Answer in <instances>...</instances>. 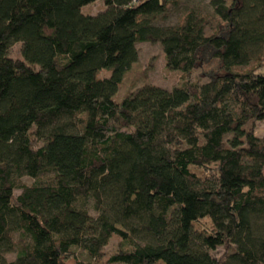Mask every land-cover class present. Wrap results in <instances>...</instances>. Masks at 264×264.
I'll use <instances>...</instances> for the list:
<instances>
[{
  "label": "trees",
  "instance_id": "16d2710c",
  "mask_svg": "<svg viewBox=\"0 0 264 264\" xmlns=\"http://www.w3.org/2000/svg\"><path fill=\"white\" fill-rule=\"evenodd\" d=\"M96 1L0 0V264H264V0Z\"/></svg>",
  "mask_w": 264,
  "mask_h": 264
},
{
  "label": "rangeland",
  "instance_id": "374dc122",
  "mask_svg": "<svg viewBox=\"0 0 264 264\" xmlns=\"http://www.w3.org/2000/svg\"><path fill=\"white\" fill-rule=\"evenodd\" d=\"M212 0H202L198 3H192L193 5L201 6L202 8H208L209 3ZM228 5L231 4L232 0H224ZM104 10L103 0H97L96 2L89 4L81 9V12L85 15H97ZM180 18V14L173 12L169 17V24H176ZM20 45H15L8 54L10 59H20ZM138 60L131 67V69L126 73L124 79L118 89L116 100H121L128 92L144 85L151 84L157 87H161L167 90L173 87L179 86L185 79L184 77L171 70L166 63L165 55L162 51L160 44L158 43H138L137 44ZM264 70V69H263ZM108 71H102L99 77H108ZM200 76V71H194L191 76V80L196 81ZM255 134L258 137L264 136V122H256L254 125ZM23 183L31 184L32 180L28 178L23 179ZM16 195L20 191L16 190L14 192ZM195 229L201 231L202 228H209L210 224L208 221H203L199 225H194ZM120 239L113 237L108 246L106 247V255L109 256L113 254L118 245ZM223 254L222 249H218L213 253L214 256H221ZM107 258H105L106 260ZM65 264H76L74 260H68Z\"/></svg>",
  "mask_w": 264,
  "mask_h": 264
}]
</instances>
